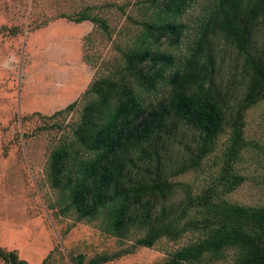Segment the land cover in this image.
Returning a JSON list of instances; mask_svg holds the SVG:
<instances>
[{"label":"trees","instance_id":"obj_1","mask_svg":"<svg viewBox=\"0 0 264 264\" xmlns=\"http://www.w3.org/2000/svg\"><path fill=\"white\" fill-rule=\"evenodd\" d=\"M199 1H143L134 46L116 73L84 92L74 138L52 151L49 177L69 193L66 211L79 219L106 211L120 239L142 230L136 244L153 247L162 238L197 235L165 264L218 261L231 248L239 264H264V205L229 199L246 180L238 168L244 152L264 151L246 132V113L264 102V0ZM197 3L198 14L188 19ZM102 11L88 5L66 17L109 31ZM226 134L214 162L219 169L205 185L178 178L202 169ZM120 255L100 254L87 264ZM0 260L30 264L3 248Z\"/></svg>","mask_w":264,"mask_h":264},{"label":"rangeland","instance_id":"obj_2","mask_svg":"<svg viewBox=\"0 0 264 264\" xmlns=\"http://www.w3.org/2000/svg\"><path fill=\"white\" fill-rule=\"evenodd\" d=\"M143 1L0 0V248L15 250L30 264H87L117 252L121 255L103 264H165L197 237L162 238L153 247L136 244L142 230L120 239L110 231L106 211L92 219L66 211L69 193L54 188L49 177L52 151L74 138L84 92L96 79L116 73L134 46L138 21L145 17ZM88 5L103 10L109 31L66 17L75 18ZM198 11L197 3L188 19ZM223 75L226 80L230 73ZM75 101L74 109L54 115ZM246 116L248 138L264 144V102ZM228 137L221 138L202 169L178 178L196 188L205 185L219 169L214 162ZM187 138L193 139L191 132ZM238 168L246 180L229 199L264 205V151L247 150ZM236 256L231 248L224 258L205 264H239Z\"/></svg>","mask_w":264,"mask_h":264}]
</instances>
